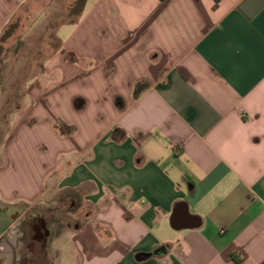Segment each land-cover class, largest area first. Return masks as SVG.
Here are the masks:
<instances>
[{
    "label": "crops",
    "instance_id": "0c3cea01",
    "mask_svg": "<svg viewBox=\"0 0 264 264\" xmlns=\"http://www.w3.org/2000/svg\"><path fill=\"white\" fill-rule=\"evenodd\" d=\"M88 3L14 115L0 203L80 195L56 264H264V0Z\"/></svg>",
    "mask_w": 264,
    "mask_h": 264
},
{
    "label": "rangeland",
    "instance_id": "374dc122",
    "mask_svg": "<svg viewBox=\"0 0 264 264\" xmlns=\"http://www.w3.org/2000/svg\"><path fill=\"white\" fill-rule=\"evenodd\" d=\"M87 1L28 0L0 36V163L4 145L12 131L14 115L27 104L29 85L41 74L46 63L60 48V27L77 20L84 11ZM95 1L89 0L88 7ZM32 162L37 165L39 160L32 159ZM75 195L78 196L73 203L74 205L76 203L81 211L80 195L78 193ZM64 200L66 213L63 216L70 213L68 227L65 229L67 233L75 230L77 226H82L85 215L90 212L89 207L84 206V216L80 211L74 213L71 211L72 200L68 194L56 193L54 189L47 192L37 207L44 211L52 205L63 206L56 202ZM47 215L49 216V213ZM70 234L67 233V236ZM60 238V241H54L53 246L58 247L60 252L56 253L52 249L51 264H56L54 259L68 246L66 235ZM43 263L44 261H40L38 264Z\"/></svg>",
    "mask_w": 264,
    "mask_h": 264
},
{
    "label": "flooded vegetation",
    "instance_id": "af4514ba",
    "mask_svg": "<svg viewBox=\"0 0 264 264\" xmlns=\"http://www.w3.org/2000/svg\"><path fill=\"white\" fill-rule=\"evenodd\" d=\"M56 203L63 206L52 205L42 210L44 213L38 208L39 203H0V264H51L54 241L64 235L70 218V213L63 216L65 200ZM70 207L74 213L80 211L72 202Z\"/></svg>",
    "mask_w": 264,
    "mask_h": 264
},
{
    "label": "trees",
    "instance_id": "16d2710c",
    "mask_svg": "<svg viewBox=\"0 0 264 264\" xmlns=\"http://www.w3.org/2000/svg\"><path fill=\"white\" fill-rule=\"evenodd\" d=\"M81 9H83V7H81ZM81 14H80V16H81ZM160 253H161V250L160 249H156V250L152 251L151 253L147 254L146 257L149 258V257L158 256V255H160Z\"/></svg>",
    "mask_w": 264,
    "mask_h": 264
},
{
    "label": "water",
    "instance_id": "95a60500",
    "mask_svg": "<svg viewBox=\"0 0 264 264\" xmlns=\"http://www.w3.org/2000/svg\"><path fill=\"white\" fill-rule=\"evenodd\" d=\"M180 221H181L180 214L177 213V214L175 215V222L178 224V222H180Z\"/></svg>",
    "mask_w": 264,
    "mask_h": 264
},
{
    "label": "built area",
    "instance_id": "2783aa9c",
    "mask_svg": "<svg viewBox=\"0 0 264 264\" xmlns=\"http://www.w3.org/2000/svg\"><path fill=\"white\" fill-rule=\"evenodd\" d=\"M145 204V203H144Z\"/></svg>",
    "mask_w": 264,
    "mask_h": 264
}]
</instances>
